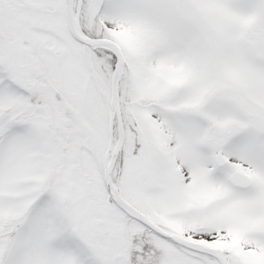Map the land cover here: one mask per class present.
Masks as SVG:
<instances>
[{
  "label": "snow or ice",
  "instance_id": "obj_1",
  "mask_svg": "<svg viewBox=\"0 0 264 264\" xmlns=\"http://www.w3.org/2000/svg\"><path fill=\"white\" fill-rule=\"evenodd\" d=\"M0 264H264V0H0Z\"/></svg>",
  "mask_w": 264,
  "mask_h": 264
}]
</instances>
